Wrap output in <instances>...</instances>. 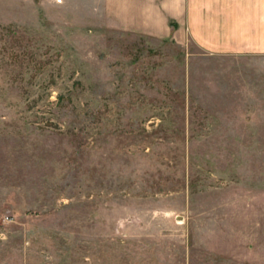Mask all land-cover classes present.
Here are the masks:
<instances>
[{
    "label": "rangeland",
    "instance_id": "374dc122",
    "mask_svg": "<svg viewBox=\"0 0 264 264\" xmlns=\"http://www.w3.org/2000/svg\"><path fill=\"white\" fill-rule=\"evenodd\" d=\"M69 2L0 0V264H264V53Z\"/></svg>",
    "mask_w": 264,
    "mask_h": 264
},
{
    "label": "crops",
    "instance_id": "0c3cea01",
    "mask_svg": "<svg viewBox=\"0 0 264 264\" xmlns=\"http://www.w3.org/2000/svg\"><path fill=\"white\" fill-rule=\"evenodd\" d=\"M79 5L107 27L190 39L209 53H264V0H79Z\"/></svg>",
    "mask_w": 264,
    "mask_h": 264
}]
</instances>
